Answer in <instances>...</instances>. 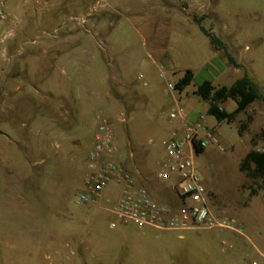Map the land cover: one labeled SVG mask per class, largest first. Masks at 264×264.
Segmentation results:
<instances>
[{
    "label": "rangeland",
    "instance_id": "374dc122",
    "mask_svg": "<svg viewBox=\"0 0 264 264\" xmlns=\"http://www.w3.org/2000/svg\"><path fill=\"white\" fill-rule=\"evenodd\" d=\"M188 1L8 0L7 2L9 12L20 19L19 27L11 42H17V49L22 52L20 57L25 63L38 57L37 46L41 41L50 42L64 35L60 33L56 35L58 37L54 35L58 26L63 24L74 26L70 40L83 42L85 53L84 71L77 74L70 82L72 89L77 88L76 83L80 86L87 83L86 77L90 75L88 90L90 87L97 91V78L105 62L110 60L113 63L114 66L108 69L114 72L116 64L122 57L129 58L128 76L141 87L143 82L147 81L149 86L144 88L149 93L136 101L134 109L126 116L127 121L114 119L106 108L99 109L95 113L93 106L90 107L92 112H89L87 107L83 108L79 117L84 124V130L88 132L98 121H106L113 131L116 144L127 156L123 165L162 202L167 203L174 198L170 188L172 180L158 179L156 173L159 169L158 160L164 158L163 143L168 139L173 124L181 119L171 118L170 112L179 106L185 111L187 108H194L203 112L206 123L215 120L212 115L204 112L207 103L192 93L195 84L200 80L199 76L187 85L181 94L178 90H170L167 86V82L174 83L176 77L171 71L172 63L180 71L182 65L196 68L201 63L202 57L209 55L211 49L208 47L210 43L207 37L199 31L192 19H188L184 14L189 9L188 3L192 2V0ZM126 7L132 8V11H125ZM162 7L172 10L173 15L167 17L164 13H160L154 18L157 24L155 30L157 32L160 29L159 37L164 41L161 49L167 50L165 54L158 55L159 50L156 51L151 44L152 40L146 38L147 33L140 20L146 15V11H154ZM193 9H195L193 13L208 16L203 19L202 25L220 37L240 63L238 68L225 63V70L213 76V84L230 85L246 72L257 82L264 95V0H198ZM183 17L187 19L184 20ZM180 34L185 37L184 40L180 38ZM171 38L176 40L173 46L165 43ZM33 40L38 44L30 42ZM144 41H148L146 46ZM9 44L6 56L9 53ZM180 44L188 46L180 49ZM87 48L89 56H87ZM148 52L153 54V59L147 58ZM78 56L82 63L81 54ZM89 58L91 61L88 60ZM42 64L45 65L44 62ZM64 71L66 73V70ZM70 73L72 77L75 76ZM141 90L144 91L140 88ZM234 106L235 102L230 100L226 109L231 110ZM248 116L252 117L248 127L242 131V135H239L238 126L246 121ZM263 126L264 105L257 100L249 110L238 113L232 122H222L216 127V134L225 150H218L211 144L202 153L192 154L208 188L212 205L216 210L232 215L242 226L244 235L219 229L182 231L158 230L152 227L139 229L130 221L127 226L129 234L121 235L119 230L121 224L118 220L116 226L110 225V221L115 219L110 209L96 206L95 211H90V216L84 218L82 212L85 211L86 205L78 204L76 195L85 177L83 174L87 171L86 167L75 170L69 160L59 159L56 166L61 176L54 178L50 174H45L36 182L39 191L37 201L28 200L22 209H17L14 203L19 200L9 196V206L0 204V264L80 262L81 259L73 258L71 255V250L76 244V241H69L71 230L76 231L78 241L92 237L96 239L94 234L102 239L97 242V248L99 251L105 250L104 252L109 253L96 256L89 254L90 262L95 264L99 261L112 264L123 252L127 255L126 260L138 263L141 256L132 254L134 251L132 241L134 237L144 236L153 244L148 259L151 260L153 253L156 254L157 260L154 264H165L170 261L172 255L186 257V259L180 257L178 264L185 262L186 264H251L253 260L262 261L256 248L260 243L264 245V190L258 191L256 195H249L248 187L254 184L244 172L239 170V162L252 147L264 151V139H256L254 145L250 141ZM131 152L134 154L133 159L130 157ZM50 164L54 165V162ZM179 233L183 235L182 238L178 237ZM226 234L234 235L233 241L222 243V238ZM121 236L129 239L122 240ZM123 245L126 250L122 249Z\"/></svg>",
    "mask_w": 264,
    "mask_h": 264
},
{
    "label": "crops",
    "instance_id": "0c3cea01",
    "mask_svg": "<svg viewBox=\"0 0 264 264\" xmlns=\"http://www.w3.org/2000/svg\"><path fill=\"white\" fill-rule=\"evenodd\" d=\"M57 1L59 0H55V2ZM197 2L198 0H192L191 3H188L189 9L187 12H184L188 19H192L195 24L196 22L193 20L192 14H196L193 13L195 12L193 8L197 5ZM190 7L192 8L190 9ZM124 10L129 12L132 11V8L126 7ZM160 13H164L167 17L173 15L172 10L162 7L158 10L146 11V15L140 22L142 23L144 31L147 33L146 38L153 41H151V44H153L156 51L159 50L157 54L163 55L167 50L164 48V50L161 49L164 46V41L159 37L160 29L157 31L158 33L155 30L157 24L156 19H154ZM207 17L208 16L205 18ZM183 19L185 20L187 18L183 17ZM74 29L73 25L63 24L58 26L55 30V36L58 33L64 34L60 36L59 39L51 40L50 42L41 41L39 44L36 40L30 41L33 44H38V57H34L29 63H25L20 57L22 52L17 49V42L12 43L10 41L7 43V45L10 43L8 46V56H6V52L3 56L0 55V204H2V206H9V196L19 200L14 203L17 209H22L28 200L30 202L37 201V193L39 191L36 182L45 174H50L54 176V178L60 177L61 172L56 166L57 160L59 159L61 161L69 160L70 165H72L75 170H79V167H86L87 171L83 175L88 173L87 156L92 148L93 135L100 121L94 125L91 131L88 132L84 130V124L79 117V113L83 111V108L86 109L87 107L88 111L92 112L90 107L93 106V112L95 113L98 112L97 110L99 109L106 108L114 119L126 122V116L134 109L136 101L147 92L149 93V91L146 92L147 89H145L149 86L147 81L143 82L141 87L128 76L127 60L129 58L126 57L120 59L119 63L116 64L114 72H110L108 69V67L114 66L113 63L110 60L105 62L102 69L103 73L101 72L100 76L97 78V91L92 90L90 87L88 90V86H90V75L86 77L87 83H84L85 81L83 80L82 83L84 84H82V86L76 83L77 88L72 89L70 82L76 78L77 74H80L81 71L83 73L84 71L83 61L85 53L83 42L70 40V35L73 33ZM199 31L201 32L200 29ZM180 38L184 40L185 37L180 34ZM207 39L209 40L208 37ZM175 41L174 38H171L165 43H168L169 46H173L172 44H174ZM144 42L146 46L148 41ZM209 43L210 46L208 47H211V49H209V55L202 57L201 63H199L196 68L190 65H182V70L180 71L179 69L177 70L174 63H172L171 71H173L174 76H176L174 77V82L183 76L186 69H189L193 73L192 81L197 76L200 77L199 82L195 84V88L204 80H210L213 84V76L225 70V63L231 65L224 52L215 49L210 40ZM204 45L206 46L207 44L204 42ZM187 46L180 44L179 47H181L180 49H185ZM246 48L247 46H245V49ZM80 54L82 63L78 56ZM87 56H89L88 48ZM147 58L153 59V54L148 52ZM88 60L91 61L90 58ZM154 61L156 62V60ZM236 61L240 65L239 60L236 59ZM42 62H44L45 65H43ZM80 63L81 70L79 67ZM64 70H66V73ZM61 72L66 75L61 74ZM70 72L75 76L72 77ZM85 84H87V86ZM140 88L144 91L141 90V92ZM185 88L178 92L181 94L185 91ZM194 90L192 91L193 94ZM230 100L232 99H227L221 104V107L229 112L236 107L235 103V106L231 110L226 109ZM252 104L253 103H251L250 106ZM250 106L247 110L250 109ZM207 108L208 103L204 109L206 114ZM99 114H101V112ZM201 117L202 122L209 127L216 128L220 123L226 122L215 119L214 121L210 120L209 123H206L203 112L194 108H187L184 119L181 118L179 121L175 122L170 132L176 130L178 134H180L184 121L194 122ZM170 134L171 133L168 134V137ZM114 144L115 152L108 158L117 160L123 164L127 156L119 149L115 142V136ZM130 157L133 159V152H131ZM164 158L158 160V165H160ZM52 161L54 165L50 164ZM132 164L134 167L136 166L133 160ZM137 182L142 184L138 179ZM118 192L119 187L111 183L104 189L103 195L104 197L108 195L117 196ZM153 196L161 201L155 194H153ZM77 203L86 205L85 211L82 212L86 219L90 216V211H95L94 207L96 206L109 209L104 200L98 203L78 201ZM118 221L121 224V228L119 229L121 230L120 234H125V236H127L129 234L127 227L129 221ZM93 236H96V239L92 237V239H80L78 241L76 231L71 230L69 241H76L75 248L73 247L71 250V255L73 258L81 259L80 262L74 261L73 264H95L90 262L89 254L96 256L98 254L109 253L108 251L104 252L105 250H103V252L99 251L97 242L102 239L96 234ZM178 237L182 238L183 235L179 233ZM121 238L122 240L129 239V237L122 236ZM234 238V235L226 234L222 238V243L233 241ZM50 241H52L51 238ZM152 246L153 244L147 237H134L132 241L134 251L132 254L141 256L139 262L126 260L125 258L127 255L123 252L117 261L112 264H154L157 260L155 257L156 254L153 253L152 257H150L151 260L148 259L152 253H149L152 250L150 248ZM124 247L123 245L122 249ZM124 249L126 250V248ZM256 249L262 259V261L260 260V264H264V245L260 243ZM180 257L186 259L184 255H172L170 261L165 262V264H178V259H180ZM69 259L71 260L72 257ZM87 260H89V262H87ZM184 261L185 260H183V262ZM97 264L108 263L99 261ZM184 264H186V262Z\"/></svg>",
    "mask_w": 264,
    "mask_h": 264
},
{
    "label": "built area",
    "instance_id": "2783aa9c",
    "mask_svg": "<svg viewBox=\"0 0 264 264\" xmlns=\"http://www.w3.org/2000/svg\"><path fill=\"white\" fill-rule=\"evenodd\" d=\"M8 0H0V55L16 34L20 19L8 10ZM162 66H160L161 68ZM162 69V68H161ZM170 90L174 83L167 82ZM185 109L178 107L170 112L171 118L185 117ZM123 119V118H121ZM215 145L225 150L220 143L215 127L206 126L202 117L194 122L184 121L181 133L173 130L163 143L165 158L160 163L158 179H171L170 188L174 198L170 202L156 199L149 188L137 182L136 176L121 162L108 158L115 152L114 135L106 121L97 124L92 148L87 156L88 173L77 192L78 202L98 203L104 200L116 220H126L143 229L158 230L219 229L244 235L242 226L230 214L216 210L211 203L208 188L193 160L195 149ZM119 187L117 196L104 197L109 184ZM251 264H260L253 260Z\"/></svg>",
    "mask_w": 264,
    "mask_h": 264
},
{
    "label": "trees",
    "instance_id": "16d2710c",
    "mask_svg": "<svg viewBox=\"0 0 264 264\" xmlns=\"http://www.w3.org/2000/svg\"><path fill=\"white\" fill-rule=\"evenodd\" d=\"M206 17L205 14H192L193 20L198 25L201 32L207 36L215 49L222 50L233 66H240L234 56L229 52L224 41L218 37L210 29L202 25V20ZM193 73L186 69L182 77L174 82L175 90L182 91L192 81ZM194 94L208 103L207 114L212 115L218 121L232 122L236 115L245 112L251 103L259 100L264 105V95L261 92L260 86L246 72L237 78L230 85H214L210 80H204L198 84L194 90ZM227 99H232L236 103V107L232 111H226L221 107V104ZM248 116L246 121L241 122L238 126V133L242 135V131L248 127V122L251 120ZM264 139V126L254 134L251 138V143L254 145L256 139ZM196 154L202 153L203 149L196 148ZM239 170L244 172L245 176L254 184L249 186V195L253 196L260 190H264V151L257 148H250L239 162Z\"/></svg>",
    "mask_w": 264,
    "mask_h": 264
}]
</instances>
